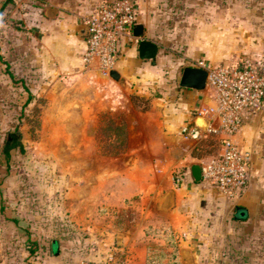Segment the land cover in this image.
I'll return each instance as SVG.
<instances>
[{
  "label": "rangeland",
  "instance_id": "374dc122",
  "mask_svg": "<svg viewBox=\"0 0 264 264\" xmlns=\"http://www.w3.org/2000/svg\"><path fill=\"white\" fill-rule=\"evenodd\" d=\"M39 1L44 15L46 0ZM137 1L142 24L159 45L153 59L159 73L166 74L165 68L172 64V78L179 77L183 67L199 60L213 66L264 60V0ZM3 2L0 0V264H75L81 260L98 264H264V225L250 227L235 220L232 206L216 230L219 239L211 241L208 221L198 220L195 226L185 215L182 224L179 217L176 224L168 222L166 192L149 202L153 221L143 230L132 231L133 240L122 243L111 237L127 231L137 213L128 207L118 217H104L101 209H94L92 196L100 188V169L113 167L100 162L101 155L128 152L126 121L100 110L88 121L89 131H78L83 121L68 117L73 108L69 105L96 92L83 91L80 83H41L36 60L41 27L35 1L24 0L19 7L11 0V10L17 7L29 13L21 17L14 12L11 18L4 15ZM123 80L114 79L124 86ZM137 91H130L131 99L146 109L141 95L148 89ZM13 137L19 139H10L12 148L7 153L6 144ZM124 142L126 148L121 147ZM204 142L199 144L201 155L213 151ZM191 198L186 197L184 204L190 205ZM54 240L60 244L57 255ZM214 243L222 253L211 259Z\"/></svg>",
  "mask_w": 264,
  "mask_h": 264
},
{
  "label": "crops",
  "instance_id": "0c3cea01",
  "mask_svg": "<svg viewBox=\"0 0 264 264\" xmlns=\"http://www.w3.org/2000/svg\"><path fill=\"white\" fill-rule=\"evenodd\" d=\"M16 1L21 7L24 0ZM34 1L41 27L36 47L39 48L36 60L41 83H80L83 91L96 92L95 96L85 95L83 100L74 99L69 105L73 108L68 110V117L83 121L78 131H89L88 121L96 118L100 110L107 111L118 121L123 118L126 121L128 152L117 156L101 155L100 162L112 164L114 168L106 165L107 168L100 169V188L92 196L94 209H101L104 217H118L128 207H133L137 213L135 222L127 231L113 233L111 237L122 243L133 240L134 237L130 236L133 235L132 231L143 230L153 221L149 202L165 192L166 212L170 218L168 222L176 224L179 217L178 223L182 224L185 215L190 218L189 224H195L198 220L208 221L211 241L219 239L216 230L224 224L222 216L232 206L235 220L250 227L264 225V114L248 115L236 135L240 147L251 154L252 166L248 189L237 199L229 198L193 177V165L222 152L219 141L204 140L213 151L197 156L195 149L201 142L186 139L181 134L184 128L195 125L196 118L200 116L197 112L199 107L213 103L210 90L182 87L177 82L178 77L172 78L175 70L172 64L165 68L166 74L159 73V67L153 60L140 58L137 45L125 48L123 57L114 69L123 77L124 86L95 70H84L82 56L87 37L82 16L93 10L99 0H46L44 15L41 13L43 3ZM12 5L11 0L2 3L5 16L11 18L14 12L21 17L29 14L17 7L16 11L11 10ZM49 7L57 9L53 18L46 16ZM138 23H143L139 14ZM145 37L154 41L147 27ZM154 81L158 83L153 85ZM144 88L148 92H143L141 96L148 107L142 110L132 101L130 91L138 89L141 93ZM151 88L155 92H151ZM181 172L185 174V182L178 186L176 176ZM190 196H193L190 205L184 204L188 202L186 197ZM135 198H140V202L133 201ZM240 210L247 212L245 217L239 218ZM221 253L220 247H212L211 259L219 257Z\"/></svg>",
  "mask_w": 264,
  "mask_h": 264
},
{
  "label": "built area",
  "instance_id": "2783aa9c",
  "mask_svg": "<svg viewBox=\"0 0 264 264\" xmlns=\"http://www.w3.org/2000/svg\"><path fill=\"white\" fill-rule=\"evenodd\" d=\"M82 20L89 29L82 56L83 68L110 77L125 48L139 42L134 34L138 23V1L99 0L93 10L83 14ZM192 66L208 70L207 88L213 103L197 109L199 117L205 118L206 126L193 124L184 128L181 134L199 142L219 141L222 152L201 161L202 182L237 199L249 187L252 158L240 147L236 135L248 115L264 114V60L246 59L215 66L199 60ZM184 182L185 174L178 173L176 184L181 186ZM75 264L98 263L81 260Z\"/></svg>",
  "mask_w": 264,
  "mask_h": 264
},
{
  "label": "water",
  "instance_id": "95a60500",
  "mask_svg": "<svg viewBox=\"0 0 264 264\" xmlns=\"http://www.w3.org/2000/svg\"><path fill=\"white\" fill-rule=\"evenodd\" d=\"M57 9L54 7H49L46 10V15L50 18L55 17ZM89 29L88 26H85V35L88 37ZM134 34L139 39L137 48L139 51V56L142 59H155L159 52V45L145 37V26L142 23H137L134 27ZM112 78L115 80H120L121 75L117 70H112L110 73ZM209 72L205 68L196 67V66H186L181 69V74L178 77L180 85L184 88L195 89L203 91L207 88ZM195 124L200 127L206 126V120L203 117H197ZM193 177L197 182L202 181V167L201 164H195L192 166ZM245 210L239 211V218L246 216ZM53 252L54 254H59L60 244L57 240L53 241Z\"/></svg>",
  "mask_w": 264,
  "mask_h": 264
},
{
  "label": "trees",
  "instance_id": "16d2710c",
  "mask_svg": "<svg viewBox=\"0 0 264 264\" xmlns=\"http://www.w3.org/2000/svg\"><path fill=\"white\" fill-rule=\"evenodd\" d=\"M17 136H18V135H17ZM10 139H12V140L15 142V141H18L19 137H17V138L13 137V138H9V139H8V142H7L6 147H5V150H6L7 153H8V152L10 151V149L12 148V146H11V142H10ZM210 140H211V139H210ZM210 140H208V141H210ZM121 147L126 148V142H124V145H122ZM119 148H120V147H119ZM195 154H196L197 156H201L200 146H199V145H198V146L196 147V149H195Z\"/></svg>",
  "mask_w": 264,
  "mask_h": 264
}]
</instances>
